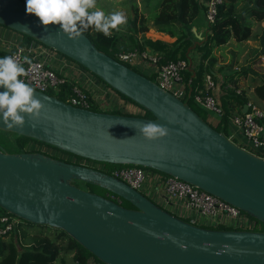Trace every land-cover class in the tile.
Returning <instances> with one entry per match:
<instances>
[{
	"label": "water",
	"instance_id": "1",
	"mask_svg": "<svg viewBox=\"0 0 264 264\" xmlns=\"http://www.w3.org/2000/svg\"><path fill=\"white\" fill-rule=\"evenodd\" d=\"M0 26L62 54L151 116L92 111L35 90L44 105L39 117L25 116L23 128L11 129L0 117V131L77 158L175 177L264 224V159L216 131L185 100L96 49L84 34L74 40L59 25L45 30L21 0H0ZM147 122L165 126L167 135L145 139L136 129ZM0 208L28 223L61 229L103 264H264L262 230L190 224L107 172L37 151L0 148Z\"/></svg>",
	"mask_w": 264,
	"mask_h": 264
},
{
	"label": "trees",
	"instance_id": "2",
	"mask_svg": "<svg viewBox=\"0 0 264 264\" xmlns=\"http://www.w3.org/2000/svg\"><path fill=\"white\" fill-rule=\"evenodd\" d=\"M141 3L144 10H146V17L143 15L137 17L134 12V16L127 19L125 29L119 32L113 30L111 38H106L102 33L94 31L93 28H89L83 34L96 49L113 58H116L114 54L117 51L136 50L137 52H146L156 56L158 58L156 65L177 59H183L188 64L189 60L190 65L183 70L182 78L184 81L189 80L190 94L201 89L204 75L209 74L214 82V98L218 101L220 115H216L213 120H210L207 113H204L197 106L187 103L203 121L224 135L226 134L229 118L234 114H240L242 106L249 102L247 89L238 84L239 77L249 76L252 80L249 83L254 84L255 77L251 76L256 75L260 81L253 85L252 92L257 99L264 100V76L258 75L248 65L232 67L229 63L226 67L219 65L214 68L217 58L212 54V49H221L232 40L239 43L254 40L256 47L252 52H255V60L264 56V27L257 26L259 32L252 30L254 23L264 19V0H220L215 6L214 20L209 25L204 20L205 8L200 0H141ZM133 8L135 9V4ZM200 28H203L201 34L198 33ZM149 29L165 34L167 37L172 38V41L166 42L161 39L146 37L144 33ZM195 34L200 36L199 41H197ZM19 36L26 43L30 40L27 36ZM192 44L193 46L186 53V49ZM4 55L5 53L0 51V58ZM233 55H236V53H233ZM141 63L144 66L151 64L146 59H141ZM125 65L131 69L137 67L129 64ZM138 68L145 71L147 75L140 74L152 80L150 76L154 75L153 72L148 73L146 68ZM54 72L58 73L56 70ZM96 78L99 81V78ZM73 86L79 87L86 95L89 110L120 114L113 106H110L107 110L101 109L91 98L87 88L83 87L78 80L68 77H64L56 90L49 89L46 93L66 102L67 98L72 96ZM121 96L123 99L130 101L123 95ZM134 115L145 118L151 117L143 109H141V113ZM261 123L264 125V121ZM33 145H35V148L41 145L47 148L46 150L36 148L35 151L37 152L74 163V161H68L60 155L75 157L69 153L29 137L0 131V148L6 152L18 153L31 150L24 147ZM49 149H52V152H49ZM107 165L109 168L117 167ZM98 190L104 191L102 189ZM112 200L124 207H131L121 199L112 197ZM3 215L13 218L15 222L7 231H3V225L0 223V264H56L57 261L62 262L64 256L69 257L68 264H91L89 262L91 259L98 262L96 258L61 229L28 223L0 208V216ZM262 226L264 231V224ZM32 228H36V230H32ZM216 229L227 228L217 227Z\"/></svg>",
	"mask_w": 264,
	"mask_h": 264
},
{
	"label": "built area",
	"instance_id": "3",
	"mask_svg": "<svg viewBox=\"0 0 264 264\" xmlns=\"http://www.w3.org/2000/svg\"><path fill=\"white\" fill-rule=\"evenodd\" d=\"M21 1L25 4V0ZM219 1L200 0L205 8L204 20L206 24L209 25L213 22L215 6ZM45 51V49H40V46L37 44L33 45L30 43L23 46L18 43L10 51L6 52L4 56H13L17 63L25 67L27 76L20 77V79L24 80L37 91L46 93L49 89L56 90L64 77L67 76L68 78L78 80L83 87L87 88L91 98L100 108L108 105L109 108L113 106L119 108L121 111L123 109L125 112H130L128 111L129 105L119 100L116 95H106L104 87H98L96 81L91 78L88 79L85 76L83 78L80 75V73L84 74L82 69L79 71L74 69L67 75L56 74L50 66L43 63ZM114 55L116 57L114 59L124 65H134L146 68L148 73L153 72L155 76V81H153L176 98L180 100H185V97L186 99L190 98L193 103L205 111L214 115H220L221 111L218 101L214 98V82L209 74L204 75L201 89L190 94L189 80L184 81L182 78L183 70L188 67L185 60H170L156 65L158 58L146 52H137L136 50L117 51ZM141 59H146L151 64L144 66L141 63ZM96 86L98 89L94 90ZM111 92L114 91L110 90L109 94ZM66 103L87 109V97L77 86H73L72 96L67 98ZM110 103L112 105H109ZM262 121H264V114L248 102L246 103V111L244 113L234 114L229 118L225 136L243 150L264 159V125L261 123ZM25 149H31L25 151H35L36 148L31 146ZM79 164L91 167L89 165L99 163L83 159L82 163ZM101 171L107 172L135 190L142 186L145 194L157 196V202H159V196L162 195L165 197L169 212L190 224L203 227H209V224L231 225V228H224L252 231L262 230L260 222L241 210L175 177L150 170L146 171L144 167L140 166L104 167ZM14 222L15 220L7 215L0 216L3 231L9 230ZM255 226L257 227L256 229L253 228ZM89 262L91 264H103L92 259Z\"/></svg>",
	"mask_w": 264,
	"mask_h": 264
},
{
	"label": "clouds",
	"instance_id": "4",
	"mask_svg": "<svg viewBox=\"0 0 264 264\" xmlns=\"http://www.w3.org/2000/svg\"><path fill=\"white\" fill-rule=\"evenodd\" d=\"M25 12L38 18L45 30L50 25H59L60 31L74 40L80 39L89 28L111 38L113 30L119 32L122 25H127L124 13L106 14L97 9V0H25ZM25 76V67L13 56L0 58V88L4 89L0 91V117L10 129L23 128L25 116L37 118L44 107L35 89L20 79ZM136 130L147 140H157L168 133L165 126L152 122Z\"/></svg>",
	"mask_w": 264,
	"mask_h": 264
},
{
	"label": "rangeland",
	"instance_id": "5",
	"mask_svg": "<svg viewBox=\"0 0 264 264\" xmlns=\"http://www.w3.org/2000/svg\"><path fill=\"white\" fill-rule=\"evenodd\" d=\"M131 3H133V5L135 4V9L133 8V5H131ZM97 9L103 10L106 14H109V13H112V12H122L127 17V19L128 18H132L134 16V12L136 13L137 17H139L140 15H143V16L146 17V10H144L143 4L141 3V0H133V1L132 0H97ZM0 28L5 29L8 33H12L13 32L12 30L6 29L3 26H0ZM122 29L123 30L125 29V27L123 25L121 26V30ZM252 30L256 31V32H259V30L257 29L256 26L253 27ZM13 33H15V35H18V33H16V32H13ZM30 43L33 44V45L37 44V45L40 46V49H45L47 52H51V53H53L54 55H56L58 57H62L64 59H66L68 61V63H69L68 70L72 71V70L76 69V70L79 71L80 69H82L86 73V75L90 76L91 79L96 81L98 87H100V88L104 87V92H105L106 95L107 94L108 95H112V94L116 95L119 100H121L122 102H125L127 105H129L131 107H133V105H135L131 101L123 99L122 96L120 94H118L117 92H115V91L111 92L109 94L110 90H112L109 86H107L100 79L98 81V79L94 75H92L89 71H87L85 68H82L80 65L76 64L75 62L67 59L64 56H62V54H59V53L57 54V53L53 52L52 50L46 48V46L41 45L40 43L35 42V41L31 40V39L29 40V42L26 43V41L24 39L20 38V41H19L20 45L24 46V45H27V44H30ZM255 47H256V42L254 40H248V41L240 42V43L239 42H235V41L232 40L231 42H228L225 46H223L221 49H219L218 51L212 49V54L217 58V63H215V67L214 68H216L219 65H222L223 67H226L229 63H231L232 67H240V66H247L248 65L258 75L264 76V56H261V57H259V58H257L255 60V58H254L255 57V52H252V50ZM228 53L231 54V55H228ZM233 53H236V55H233ZM133 69L136 70L139 73H143V74L147 75L145 71H141L138 67H133ZM57 74L58 75H60V74L67 75L68 73L63 71V72H58ZM251 77H255L254 84H250L249 83V82L252 81L249 76H245V77L241 76V77H239L238 84L242 88L244 87V88L247 89V92H248L247 94H248V97H249V103L253 104L255 107H257L264 114V100L257 99L254 96L253 92H252L253 85L259 83L260 80H259V78L256 75H253ZM150 78L155 81V76L154 75H152V77L150 76ZM98 87L96 86L94 88V90H97ZM185 101L188 102L190 105L197 106L204 113H207V115H214L213 113H209V112L203 110L200 106H198L197 104L193 103V101L191 99H189V100L185 99ZM106 102H107V100H106ZM109 105H112V103H110ZM135 107L137 109L134 112H136L137 114L139 112L141 113L140 107H138L137 105ZM107 108H109L108 105L103 106V108H101V109H106L107 110ZM114 109L116 111L120 112V113L131 114L130 112H132L131 110H128L130 112H125L123 109L121 111L117 107H114ZM136 113H134V114H136ZM214 116H216V115H214ZM33 147H35V145H33ZM24 148H27V147L25 146ZM36 148H40L41 150H46L47 149L44 145H41V146L36 147ZM49 152H52V149H49ZM60 155L64 159H66L68 161H72L73 160L76 163H82V160H83V159L77 158V157H69L68 155H66V156L62 155V154H60ZM97 163H99V164H93V165H89V166H91L93 168H96V169H100V170L103 169L104 167L108 168L107 164H104V163L100 164L101 162H97ZM120 166H130V165H120ZM144 169L146 171H149V170L150 171H154V170L148 169V168H144ZM154 172H157V171H154ZM90 186H88V185L86 186L88 190L94 191V192H96L98 194L106 195V193H104V191L98 190L99 188L97 189V187L94 188V186L93 187H90ZM137 190L140 193L146 195L149 199H151L153 202L158 204V206H160L164 210L166 209V210L170 211L168 209V205L167 204L165 205V204L159 203L160 201L159 202L156 201L157 196H152L151 194H145L142 186L140 188H138ZM109 197H110V195H109ZM208 226L209 227H214V228H217V227L231 228V225H213V224H209ZM253 228L256 229L257 227L255 226ZM32 230H36V228H32ZM63 258H64V260L62 262L57 261L56 264H68L69 257L68 256H64Z\"/></svg>",
	"mask_w": 264,
	"mask_h": 264
},
{
	"label": "crops",
	"instance_id": "6",
	"mask_svg": "<svg viewBox=\"0 0 264 264\" xmlns=\"http://www.w3.org/2000/svg\"><path fill=\"white\" fill-rule=\"evenodd\" d=\"M263 22H264V19L262 21L258 22V23H254V26L253 27H255V26L256 27L257 26L264 27V23ZM201 32H203V28H200V30H199L198 33L201 34ZM18 35H15V33H13V32L12 33H8L5 29L0 28V48L2 49V51L4 53L10 51L16 44L19 43L20 37ZM144 35L146 37H148V38H151V39H161V40L166 41V42H171L172 41V38H169L165 34H163L161 32L154 31L152 29L147 30L144 33ZM214 50H217L218 51L219 49H214ZM45 52L46 53H45L44 58H43V61H44L43 63L45 65L52 67L57 72H63V71H65L67 73H71L72 72L71 70H68L69 63H68V61L66 59H64L62 57H58V56L54 55L51 52H47V51H45ZM228 55H231V54L228 53ZM80 75L83 78H84V76L86 78H88V79L91 78L90 76L86 75L85 72H84V74L83 73H80ZM69 77H70V75H69ZM217 93H218V90H217ZM128 109L132 111L131 114H134V111L137 108L135 107V105H133V107L129 106ZM214 117H215L214 115H208V118L210 120H213ZM158 201H160L159 203H162V204H165L166 205L165 197H163L162 195L159 196V200Z\"/></svg>",
	"mask_w": 264,
	"mask_h": 264
}]
</instances>
